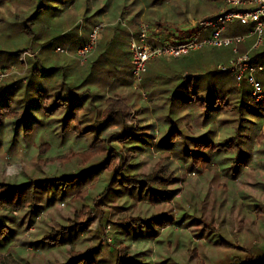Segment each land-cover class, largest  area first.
<instances>
[{
    "label": "rangeland",
    "instance_id": "obj_1",
    "mask_svg": "<svg viewBox=\"0 0 264 264\" xmlns=\"http://www.w3.org/2000/svg\"><path fill=\"white\" fill-rule=\"evenodd\" d=\"M21 1L20 3H23L27 0ZM114 3L113 1L112 5ZM6 4L7 0H0V26L6 23L5 19L9 18L10 21L9 11L11 8L14 9V6L7 9ZM83 4L84 0H75L73 5L62 12L61 17L65 20L68 18L66 22H70L72 28L83 25L84 19L81 16ZM172 4V0H169L163 5L143 10L138 16L136 26L127 24L130 16L123 19L116 16L112 8L106 11L107 14L100 15L97 22L92 25V27L95 24L101 25L93 54L100 46L105 47L101 45L104 38L109 47L120 45L123 38L129 41L130 35L119 32L114 36L112 31L107 30L108 27L120 25L130 32L134 27L139 28L140 25L146 24L160 36L170 37L174 36L172 33L180 32V28L191 27L197 20L215 15L219 11L207 8L205 13L180 21L170 18L168 21L161 19L162 26H157L146 19L155 17L156 12L161 14L167 11L170 14ZM36 5L39 4L34 3V6ZM55 23L57 18L53 17L50 24L55 25ZM82 28L79 29V37H87L89 31L85 33ZM68 30L70 29L67 28L66 31ZM6 33L0 39V44L2 40L8 38ZM113 37H115L114 43L110 42ZM61 47L67 48V52L59 54L77 61L75 51L69 49L70 46ZM28 49L30 55H23V51L16 62L2 67L9 68L11 73L2 81L0 88L8 86L11 82L16 84L26 82L31 64L38 58V48L34 50L29 45L25 51ZM57 53L53 50L50 54ZM232 57L226 61L206 62L205 67L203 65L197 71H214L219 63L226 64ZM0 61L2 64L5 61L3 53ZM210 79V82L214 81L212 77ZM261 82L264 85V77ZM240 84L242 82L238 84L239 87ZM203 86L202 89L206 88V84ZM30 93L25 90L21 92L18 88H9L8 94H4L0 99V182L25 183L28 180H45L36 186L39 191L43 184V190L40 191L41 198L37 199L41 209L35 217L24 214L25 211L22 210L12 212L11 221L3 220L5 224L7 220V224L12 223L14 226L11 228L15 232L9 235L4 244L0 241V264H61L66 262L72 252L86 253L96 246L99 248L94 252L95 264H112L116 255L132 257L140 264L161 262L222 264L236 252L244 254L246 251L256 255L264 249V120L253 119L254 124H246L244 120H240V116L226 112L213 118L211 116V119L202 122L201 108L194 107L188 110L184 104L176 101L172 103L173 105L169 104V101L165 104V96H159L156 101L151 102L146 87L142 88L140 85V88L133 92L136 99L127 105L129 109L127 124L131 125V132L138 134L141 139L129 136L128 143L124 145V141L114 137L117 132H121L122 125L117 128L111 126L109 129H101L98 134L105 132L103 137L108 138L111 144L106 150V153H109L106 169L99 172L92 171L80 186V194L74 196L78 188L75 190L73 188L68 196H64L59 190L63 188L64 181L53 182V190H56L47 194L46 191L50 186H46V179L76 172L80 168L76 160L81 156L73 155L71 152L87 150L98 135H94V138L85 136L77 139L70 135L62 140L60 126L64 113L54 111L48 113L49 111L46 112L48 109L43 113L38 110L37 113L34 107H25L23 97ZM198 95L203 96L200 93ZM34 99H37L36 94ZM40 99L39 97L38 101ZM21 103L24 107H19ZM100 117L98 113L95 119L98 120ZM118 118H121L120 114ZM166 124L182 130L183 135L194 137L210 131L208 136L214 143L223 142L224 139L233 136V140L240 142L241 148L249 154V160L245 166L238 167L236 173L231 168L226 170L230 160L222 161V157L217 154L211 156L212 161L207 169L192 168L189 166L190 160L181 152L180 143H175L176 145L171 147L164 145L162 139L169 130ZM236 127L238 134L235 131ZM188 128L191 131H188ZM130 141L136 142L130 143ZM131 144H135V147L127 148ZM122 156H130L129 164L135 167L130 168V172L126 171L125 174L148 175L154 172L156 167L164 166L162 173L170 181L165 186L153 188L170 191L169 197H164L165 195L154 197L150 192H146V195L144 193L138 195V188L126 189L121 181L109 188L111 190L108 191V195H102V188L112 170H121ZM227 156H232L230 150ZM98 158L100 157H96V160ZM108 166L111 169H108ZM50 183L49 181L48 184ZM49 196L53 198L52 202H48ZM5 212L0 211L1 214H9ZM155 215H164L169 220V224L160 228L155 238L152 235L135 237L130 225L127 227L121 225V222L128 218L145 219ZM77 222H83L86 227L83 231L72 232L70 237L65 234L61 244L48 246L36 243L47 234ZM202 224L207 228L205 231H200L203 228ZM206 225L211 226L213 231ZM155 228L157 225H154Z\"/></svg>",
    "mask_w": 264,
    "mask_h": 264
},
{
    "label": "trees",
    "instance_id": "obj_2",
    "mask_svg": "<svg viewBox=\"0 0 264 264\" xmlns=\"http://www.w3.org/2000/svg\"><path fill=\"white\" fill-rule=\"evenodd\" d=\"M113 1L115 3L112 5ZM168 1L169 0H84L81 13L84 20L83 25L80 27H83L82 29L85 33L88 31L90 32L92 25L97 22L98 17L103 13L107 14L106 11L111 8L114 10L116 16H119L120 18L124 19L127 16H130V19L127 20V24L129 26H136L137 20H139L138 16L143 13V10H149L152 6L163 5L166 2L168 3ZM20 2L22 1L7 0V4L5 5L7 9L10 6H14V9L11 8L9 11L11 17L10 21L9 18L5 19L6 23L0 26V39L5 36V32H7L6 34L8 35L4 44V52H2L0 46V58L3 53V57L5 59L4 63L0 67L2 68L6 64L16 62L21 52L25 51L27 46L31 45L34 50L38 48V58L31 64L29 70L30 73L27 76L28 81L24 86L25 89H29L31 85V88L35 90V93L32 92L25 98V107H34L35 111L40 110L41 113L45 112L46 109H48L46 111H49L48 113L51 111L56 113L63 112L64 116L62 118V125L60 126V135L62 140H64L66 136L70 135L76 139L78 137L91 136V134L95 133L98 135V132L101 129L100 127L102 126L99 127L97 126L98 124H95L98 123L95 117L99 113L97 106L95 105L96 92L93 91L90 86H87V80L83 81L81 74L80 76L72 77V75L65 68H63V66L58 67V62L65 58L63 54H50L51 51L54 50V47L64 46L65 44L60 42L69 36L78 38V41L73 45L75 49L78 46L83 45L88 38L89 32L87 37H79L80 27L76 26L72 28L70 26V22H66L68 18L65 20L61 17L62 12L66 11L68 6L73 5L75 0H27L23 3ZM172 2V10H169L170 14H168L167 11H165V13L161 12L162 15L159 12H156L155 17L146 19L150 22H154L157 26H162V20L168 21L170 18L174 21H180V19L192 16L195 17L196 15L205 13L207 8H210L211 10H220V8L224 5V0H172ZM34 3H38L39 5L34 6ZM52 5H55V7ZM199 7H201V9H199ZM53 17L57 18L55 28L60 31H65L68 28L70 29L69 32H63L62 35L57 34V37L52 36L53 40L47 39L44 42H39L42 34H44V32L48 33V20ZM107 30L112 31L115 36L119 32H124L128 35H130L131 32L138 33L139 28L134 27L133 30L131 29L132 31L129 32L127 28L117 25L114 27H108ZM60 31H58V33H60ZM247 31L248 27L235 23L233 25H228L224 34L238 35ZM111 41L114 42L115 37H113ZM101 45L105 47L108 46L106 38L103 39ZM243 45L244 44H238L239 54L244 50ZM197 54L202 55L200 57V65H204V67L205 60L207 59L218 62L220 60L226 61L228 58L235 56L230 48H205V50L202 49L200 52L196 53V55ZM258 57H264V50L262 47L251 53V62H257ZM187 67L191 69L188 74L183 75L180 73L177 75L175 73L170 76V78H167V84H172L176 81L174 86H172L171 94L169 95L171 105H173L172 103L176 101L184 104L188 110H191L194 107L201 108L202 122H206L211 119V116L213 118L214 116H220L226 112L234 116L238 115L240 116V120L250 122L251 124H253V119L258 121L262 119L264 120V101L255 102L251 98L249 94L250 87L246 82H243L241 87H239L236 85L235 79L233 78V80L231 78L232 76L227 72H218L217 70H209L206 72L192 71L197 66L191 62L190 64L188 63ZM144 74L148 75L150 74V71H147ZM223 76H227L228 80L224 82L220 81L221 79H225ZM211 77L214 79L213 82H210ZM34 78L39 80L37 85H33ZM150 79L151 77L149 80ZM204 84H206V88L202 89L201 87H204ZM9 88H16V82L11 83L9 86L0 88V99L3 98L4 93ZM158 89L149 90L147 93L151 102L156 101L157 96H164L166 93L165 90L163 91L162 89ZM198 93L203 96H199ZM35 94L37 95V99H34ZM39 97L41 98V102L38 101ZM105 101H110L108 103L110 109L106 116V121L108 119H113L116 115V111L120 110L123 126L121 127V132H117L114 137L117 140L124 141L123 143L125 145L128 143L130 138L129 136L131 134V125L127 124L129 109L126 106V102L125 100L118 98H106ZM48 113H45V115H48ZM10 114L13 113L10 112ZM234 119L237 120V118ZM58 120H60V118H58ZM87 121L94 123L96 126L93 125V128L95 129H92V126L91 128H84L83 124ZM30 130L27 131L30 133ZM188 131H191L190 128H188ZM235 131L236 134H238V127H236ZM209 132L210 131H207L206 133H202L196 137L186 134L183 135L182 130H177L173 125H171L168 130V134L162 140L164 141V145L167 147L180 143V147L182 149L181 152L185 155L186 159L190 160L189 166L192 168L197 169L200 167L201 169H207L212 161L211 156L217 154L222 157V161L229 159V167L225 169L227 170L231 168L233 172L236 173L237 168L243 166V160L241 159V143L235 142L233 140V136L224 139L225 141L223 142L214 143L208 136ZM132 142L130 141V143ZM110 145L111 144L109 143L108 138L102 139L96 136L88 146L87 150L82 152H71L73 155L79 154L81 156L80 159L76 160L80 168L73 173L61 174L59 177L46 179V186H50L51 188V190L49 188V190L46 191L47 194L56 190H53L52 183L57 181L65 182L62 186L63 188L59 189L60 193L62 192L64 196H68L69 192L73 188L74 190L78 188L74 193V196L80 194V186L84 183V179L89 177L92 171L99 172L100 170L106 169L109 161V153H106V150H108ZM127 148H134V146L130 145ZM228 150L232 152V155L235 153V156L227 157L226 155ZM96 157L100 158L96 160ZM129 157L130 156L121 157V170L124 171L113 169L107 178L108 180L106 184L102 188L101 194L108 195V191L111 190L109 188L121 181V183H123V187L126 189H131L132 187L136 189L138 188V195L150 192L154 197L156 195H161V197L165 195L164 197H169V194L171 193L170 191L153 188L154 186H165L166 183L170 181L168 177L162 173L164 166L156 167L154 172L148 175L139 173L125 174L130 172V168H135L134 165L129 164L131 161L129 160ZM91 160H93V162H91ZM108 169H111L110 166H108ZM43 181L28 180V182L24 181L25 183L0 182V211L4 210L9 213H0V241L3 242V244L6 240H8L9 235L11 236L15 232V230L11 228L14 225L12 223L7 224L8 220L11 221L10 218H12V212L24 210V214L26 213V215L30 214L33 217L38 215L41 206L38 204L37 199L41 198L40 191L43 190V184L39 188V191H37L36 186ZM49 181L51 182L50 184H48ZM47 200L48 202H52L53 198L49 196ZM6 219L8 220L5 224L3 223V220ZM121 223L123 227L130 225L133 231V236L135 237L143 235L149 237L152 235V237L155 238L158 235L160 228L169 224V220L168 217L164 215H155L151 218L145 219L128 218ZM154 225H157V228L154 229ZM202 225L203 228L200 231H205L207 228H205L204 224ZM134 226L136 228H134ZM85 227L86 225L84 226L83 222L63 226L61 230H56L47 234V236L37 240L36 243L48 246L59 245L64 241L65 234L70 237L69 235L72 232L77 233L79 231H83ZM207 227H209V230L213 231L211 226ZM143 228H145L144 232ZM5 234L8 235L5 236ZM98 248L99 247L96 246L86 253L72 252L66 262L61 264H95L96 260L94 258V252H96ZM163 263L164 262H161L160 264ZM112 264L140 263L132 257H119L116 255ZM222 264H264V249L257 252L256 255H252L246 251L244 254L236 252V254L231 255L230 259Z\"/></svg>",
    "mask_w": 264,
    "mask_h": 264
},
{
    "label": "built area",
    "instance_id": "obj_3",
    "mask_svg": "<svg viewBox=\"0 0 264 264\" xmlns=\"http://www.w3.org/2000/svg\"><path fill=\"white\" fill-rule=\"evenodd\" d=\"M238 23L248 27L246 33L225 35L228 25ZM100 24H95L86 42L77 47L75 58L84 65L98 43ZM183 34L162 37L146 24L139 26L138 33H130L128 49L130 73L136 88H140L147 65L157 59H179L203 48H230L235 55L226 64L217 65L218 72L230 73L239 84L250 86V96L255 102L264 101V88L256 74L264 71V64L251 62L249 52L258 49L264 42V0H224L217 14L197 20L191 27L180 28ZM178 37V38H177ZM252 39L249 50L240 53L238 44ZM55 52L66 53L67 48L55 47ZM30 55V49L23 52ZM11 73L9 68L0 69V84Z\"/></svg>",
    "mask_w": 264,
    "mask_h": 264
},
{
    "label": "crops",
    "instance_id": "obj_4",
    "mask_svg": "<svg viewBox=\"0 0 264 264\" xmlns=\"http://www.w3.org/2000/svg\"><path fill=\"white\" fill-rule=\"evenodd\" d=\"M51 19L48 20V22H49L48 25L50 24ZM47 31H48V33L44 32V34H42L39 42H44L47 39L53 40L52 36L57 37V34L62 35L63 32L64 33L67 32L66 30L65 31L58 30L57 28H55L54 24L53 25L50 24ZM58 31H60V33H58ZM68 32H69V30H68ZM178 34L180 36V34L182 35L183 32L178 31ZM49 36H51V37H49ZM73 37L74 36H69V37L65 38L64 40H62L60 43L70 46L69 49H72L75 51L77 48L75 49L73 47V45L78 41V38H73ZM5 41H6V39L2 40L1 44H0L2 52H4ZM114 42H112V43H114ZM128 42L129 41H126V39L123 38L120 45H112L110 47L107 46L106 48L105 47L103 48L100 46V48H98L96 50V52L93 54V56L91 55L90 59L82 66L79 65L77 63V61H75L72 57H67V56L65 58H63V60H60L58 62V65H59L58 67L63 66V68H65L72 75V77H77V76H80V74H81L83 81L87 80V86H90L91 89L96 92L95 93V95H96L95 105L97 106L98 112L100 113L101 117L97 120L98 125L96 123L95 124L99 127L102 126V127H100L101 129H109L111 126H114L117 128L123 124L121 118H118V115L120 114V110L116 111V115L113 119H108L107 121L105 120L106 116L109 112V109H110V106H108V103L110 101H105L106 98L123 99L126 102V106L129 105L133 99H136V97L133 96V92H135V90L137 91L138 89L136 88L134 81H133V78H132L131 73H130V54H129V49H128V45H127ZM251 43H252L251 38H248L243 43L244 44L243 45V49H244L243 52L249 50ZM71 46H72V48H71ZM261 47L264 50V42L262 43V45L259 48H261ZM203 49H205V48H203ZM258 49H255V50H258ZM201 50L193 52V53H191L185 57L179 58V59H171V60L157 59V60H154L152 62H149L147 65L146 72L150 71V74H148V75L144 74L143 75L141 87L143 88L145 86L147 93L149 92V90L158 89V88H159L158 90H161V89L163 91L165 90L166 93L164 94V96H165L164 97V99H165L164 103L166 104V101H169V104H170L171 101L169 99V95L171 94L172 86H174V83H176V81L172 84H167L166 83L167 78H170V76H172L175 73L177 75L180 73H182L183 75L188 74L189 71H191V69L187 67L188 63L190 64V62L195 64V66H197V67H195V69H193V71L200 70L202 68V66L200 65L201 55L200 54L196 55V53L200 52ZM253 51L254 50H251L249 52L250 56H251V53ZM206 62L212 63L211 59L205 60V63ZM257 63L264 64V57H258ZM0 64H2V63H0ZM150 77H151V79L149 80ZM256 77L261 82V79H263V77H264V71L257 73ZM223 78H225L226 81L228 80L227 76H223ZM231 78L233 79L234 77H231ZM27 81H28V77H26V82L24 84H22L21 82H19V84H16V88H18L19 91H21V92L23 90H25V92L35 93V90L31 88V85H30L29 89H25L24 86L27 83ZM172 81H173V79H172ZM220 81L224 82L223 79H221ZM11 83H13V82H11ZM11 83H9V85ZM37 83H39V80L34 78L33 85H37ZM236 85L239 86L238 84H236ZM4 94H8V90ZM249 94H250V89H249ZM26 97H23V98H26ZM144 97L146 98V95ZM157 98H158V96H157ZM19 107H24L23 103H21L19 105ZM35 112L38 113V111H35ZM260 121H263V119ZM88 122H90V124H88ZM247 123H250V122H246V124ZM96 125H94V126H96ZM91 126H92V129H95V128H93L91 121H87L83 124L84 128H86V127L91 128ZM166 126H168L170 128L169 124H166ZM104 133L105 132H100V134H98V137H102V138L106 139L105 137H103ZM94 135H96V133L91 134V137L94 138ZM131 136H132V138L134 136L137 139H141V138H139L140 136H138V134H135L133 132H131L130 137ZM134 142H136V141H134ZM134 142H132V143H134ZM131 145L134 146L135 144H131ZM137 147H139V146H137ZM241 151H242V156H241L242 158L241 159L243 160L242 165L245 166L246 165L245 163L249 160V154L247 152H245V150L243 148H241ZM234 154L235 153H233V155ZM232 156H227V157H232Z\"/></svg>",
    "mask_w": 264,
    "mask_h": 264
}]
</instances>
